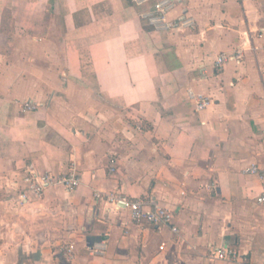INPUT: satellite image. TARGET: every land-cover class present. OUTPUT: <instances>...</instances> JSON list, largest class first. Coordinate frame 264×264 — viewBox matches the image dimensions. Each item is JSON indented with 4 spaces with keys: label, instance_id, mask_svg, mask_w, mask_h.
<instances>
[{
    "label": "crops",
    "instance_id": "0c3cea01",
    "mask_svg": "<svg viewBox=\"0 0 264 264\" xmlns=\"http://www.w3.org/2000/svg\"><path fill=\"white\" fill-rule=\"evenodd\" d=\"M155 1L0 0V264H264V179L245 172L264 173V0H175L165 30L143 17ZM31 168L80 183L21 200ZM95 191L155 200L177 231ZM226 244L242 260L205 256Z\"/></svg>",
    "mask_w": 264,
    "mask_h": 264
},
{
    "label": "built area",
    "instance_id": "2783aa9c",
    "mask_svg": "<svg viewBox=\"0 0 264 264\" xmlns=\"http://www.w3.org/2000/svg\"><path fill=\"white\" fill-rule=\"evenodd\" d=\"M138 3L147 0H136ZM176 6L175 0H156L152 8L143 14L144 19L154 29H170L173 28V23L167 20V14ZM181 25L185 28L193 26L191 19L181 21ZM257 36L262 41V48H264V33L257 32ZM242 57V50L237 48L231 53H219L213 61L215 70L219 71L224 64L230 60L238 61ZM188 99L192 100L196 111H201L209 104V99L200 94H194L192 91L187 92ZM22 110H34L37 104L34 102H23ZM139 127V126H138ZM108 173L115 171V161L110 159L107 166ZM246 173L256 175L259 179H264V173L260 172L256 165H251L245 169ZM21 181L25 191L20 193L21 200L26 198V193L32 194L35 198L43 196L44 191L49 187L61 186L67 190L75 189L80 183V175L74 168H69L66 172L60 174H52L51 172H39L35 169H28L24 172ZM97 200H102L112 205L117 209H124L128 211L129 221L132 224L141 225L149 224L155 227L167 226L172 232H176L177 228L173 225V212L160 205L155 200L150 198H131L118 191L101 192L95 191L93 194ZM257 203L264 206V191L257 197ZM108 248L107 239H100L91 244L87 250L93 256H104ZM162 249V246H160ZM74 245L72 243L66 244L64 247L67 259H71L73 255ZM205 256L212 261L234 262L242 260L241 255L232 245H208Z\"/></svg>",
    "mask_w": 264,
    "mask_h": 264
},
{
    "label": "rangeland",
    "instance_id": "374dc122",
    "mask_svg": "<svg viewBox=\"0 0 264 264\" xmlns=\"http://www.w3.org/2000/svg\"><path fill=\"white\" fill-rule=\"evenodd\" d=\"M4 249L2 248V246L0 245V252L3 251Z\"/></svg>",
    "mask_w": 264,
    "mask_h": 264
},
{
    "label": "water",
    "instance_id": "95a60500",
    "mask_svg": "<svg viewBox=\"0 0 264 264\" xmlns=\"http://www.w3.org/2000/svg\"><path fill=\"white\" fill-rule=\"evenodd\" d=\"M183 19H184L183 17H182V18H180L179 22H180V21H182Z\"/></svg>",
    "mask_w": 264,
    "mask_h": 264
}]
</instances>
